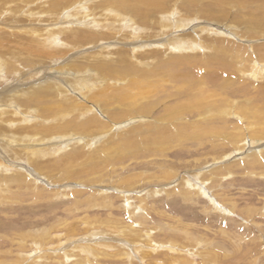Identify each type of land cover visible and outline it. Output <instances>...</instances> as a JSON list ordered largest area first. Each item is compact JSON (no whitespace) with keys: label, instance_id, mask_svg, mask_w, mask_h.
<instances>
[{"label":"rangeland","instance_id":"obj_1","mask_svg":"<svg viewBox=\"0 0 264 264\" xmlns=\"http://www.w3.org/2000/svg\"><path fill=\"white\" fill-rule=\"evenodd\" d=\"M48 1L16 0V2L10 3V6L16 9L15 12L13 11L14 13H10L8 10L0 13V38L4 34L3 30L9 32V24L18 31H28L26 34L22 32L19 34H23L22 39L11 37V40H14L8 47H5L7 53L2 51L5 53V61L0 60V110L2 111H9L13 108L20 111L21 109L18 105L13 106L14 102L13 104L12 102H1L3 95L5 96L11 90L37 87L43 85L45 81H56L59 87L65 85L67 88L70 86L66 81L67 76L69 75V78L74 76L69 73L71 71H68L71 62L75 61L74 59L79 60L83 56L86 57L87 54L92 56L94 50L102 48L106 54H109L106 55L109 60L114 57L113 53L116 50L117 53L119 52V48L129 49V53L135 59L134 61L132 58L129 64L136 65L138 63L137 66L146 72L145 79H148L149 83L132 84L134 87L131 94L143 92L155 79V86L147 98L142 100L144 106L154 107L153 113L147 115L152 116L153 119L164 118L165 112L161 108L184 100L188 89L197 85L199 80L212 83L209 84L211 87L217 86L219 90L217 93H220L224 100L241 102L251 98L257 103H264V72L261 77L250 76V72L246 71V65L236 64L230 56L231 53L210 57L204 56L208 50L192 51L191 48H186L184 51L200 52L194 55H178L183 51L177 48L169 50L170 46H165L168 37L173 36L170 31L177 30L178 34L186 32L187 36L193 33L197 35V38L199 37L197 40H210L214 33L222 32L213 30L209 27L211 25H206L202 18H194L187 23V20H184L186 17L184 14L182 25L176 29L173 27L167 29L162 34L153 33L156 32V27L139 24V30L134 31L137 34L135 37H132L134 34L130 33V38L121 39L118 34L124 36V32L129 31L122 30L125 26L123 21L119 25L120 29L113 26L116 23H110L109 20L113 17L111 13L114 12L113 8L97 7V0H88V2L87 0H77L74 4L72 3L70 8L68 7L69 9H61L56 15L57 12H49ZM225 1L208 0L207 2L205 0L204 2L212 4L210 7L213 9L217 8L219 3H223L225 10L228 11L227 20L229 21H232L230 20L231 16L237 14L236 18H233L235 24H231V28L234 26L233 29L222 24L224 31L221 36L229 40L235 38L233 34L236 32L242 33L241 30L244 29L245 24H250L249 21L244 24V20H250L259 14L264 15V0H237L242 6L240 9L235 0H231L227 6ZM10 6H6L5 9ZM76 6L83 7L82 13L86 14L85 18L88 17L86 19L94 21L102 17L98 14L96 15L99 17L94 16L95 10L107 11L108 13L101 11L102 14L109 16L106 27L113 26L112 29L119 33L112 31L114 36L109 40H98L95 43L82 46L72 47L71 45L75 46L76 44L72 42L70 43L71 47L69 46L67 49V54L62 57L56 52L55 57L53 53L48 56L49 51H46L45 57L47 58L38 57L35 64L24 65L23 60L29 53L31 54V51L27 52L26 44L29 39L32 41L37 39L34 34L35 30L32 29L34 32L30 33V28H37L38 31V28L49 27L51 22L56 23L53 27L57 28L68 20L69 28L80 26L84 24V17L74 14ZM243 6L248 7L244 8ZM40 7L46 10L41 11ZM90 7L93 9H89ZM28 8L30 12L27 11ZM195 8H198V5ZM68 14L71 16L73 14V17L67 19ZM175 14L183 13L179 11ZM10 15L12 19L19 20V23L8 22L7 19ZM263 15L260 17L261 23L257 26V30H263L260 28V26H264ZM20 25L23 28H19ZM250 25L248 26L250 27ZM94 29L97 31V28ZM105 29L99 30L104 31ZM55 32V36L59 33L57 35L58 44L56 38L50 41H45V37L39 38L46 42L45 48L48 50L50 48L51 50L67 48L64 46L62 32L59 30H55ZM167 32H170V35ZM260 35L248 37L247 40H251L248 43L258 44L260 40L264 39L262 37L264 34ZM133 41L135 43L128 47L127 44ZM192 41L195 39L193 38ZM147 42L151 43L147 45ZM162 43L164 44L161 45ZM258 46L262 45L258 44ZM149 50L158 51L156 52L157 56L146 55ZM138 54H141L143 59L140 60ZM145 60L148 65L142 66L140 63ZM6 62L16 65V69H8ZM172 62L174 63L170 64ZM59 67L60 69H58ZM261 67L264 68V65ZM88 69L84 72L76 71L75 74L78 76L77 78H81L87 83V85L85 84L87 87L82 89V92L87 89V93L69 88L70 91H67L66 96L70 104L62 106L63 111H67L73 104L75 106L90 104L88 106L90 110L95 108L92 103L100 104L97 101L87 100V96L83 97L84 94L89 96L95 94L96 96L97 89L105 85V82L98 80V75L88 72ZM26 71L27 73H25ZM75 84L84 85V82L77 79ZM177 86L181 88L177 89ZM7 87H9L8 90H6ZM179 92L180 94H178ZM17 103L20 104V102ZM23 104L27 107L24 110L27 112L26 115L17 112L9 116L7 112H2L1 118L11 117L13 121L8 126L12 129L24 126L28 129H32L34 126L49 125L50 127L52 124L50 127L51 138H45L37 146L44 147V151L39 152V154L41 153L38 160L40 167L35 166L32 162L30 165L24 157L10 159L7 156V159L15 164L14 167L24 165L30 171L26 172L29 176L28 181L15 179L0 181V264H264V165L263 171L258 168L250 170L246 165L243 166L244 163L238 166L234 161H238L239 153H232L226 158H221L224 157V152L229 151V145L221 146L218 145V142L215 144L209 141L199 144L193 139L176 142L164 153L152 150L151 153L141 151L139 155H136V158L124 155L122 159H116L111 169L107 165L106 168H102L103 170L97 167L91 172L88 160L84 162L85 156L68 162L66 159H62V156L53 157L54 151L57 149L64 151L63 149L78 140L77 135L73 136L71 131L63 130L64 127L61 125L64 124V121L79 124L94 113L99 119L104 120L98 109L85 111L83 114L79 108L78 111L81 114L78 111L74 114L71 112L65 119L58 120L56 116V118H51V109L54 108L52 105L46 108L47 110H43L44 113H47L46 116L38 117L34 113V106L29 101ZM235 105L237 106L235 107ZM240 105L238 102L234 105L229 104L230 108L234 106L235 111L240 110ZM44 106L42 105L43 108ZM180 117L185 121H193L196 118L190 116L187 119L184 114ZM228 119L230 120V118ZM176 120L177 118L174 119V121ZM232 121L238 122L240 119L231 116ZM165 124H168V120ZM57 128H62V130ZM218 128H221V125H218ZM121 129L122 126L108 132L112 134ZM82 135L80 133L79 137ZM25 136H27L26 133ZM100 140L102 138L93 139L94 142L91 144L97 145ZM171 142H175V140H171ZM32 144L36 145L34 141ZM1 149L0 146V155L3 154ZM46 151L48 154L44 153ZM51 152L54 154L51 155ZM42 164H47V166ZM215 165H227L230 169V174L223 176L222 183L220 182L221 186L214 185L213 180H210L213 173L206 175L216 167ZM13 170L25 172L20 168L7 169L6 176L14 172ZM167 170L173 172V175L169 179H164L162 175ZM193 172L194 174L197 172L195 176L197 179L192 177ZM183 173L189 174L190 180L194 181L195 179L194 184L189 181V184L193 185L192 187L201 186L207 192L196 196L191 194L186 200L182 198L178 193L181 188L178 183ZM136 174L140 177H137L139 181L133 182L132 186L129 185L130 187L124 183L121 186L112 184L113 180H121L124 177L127 179ZM203 179L206 181L202 182ZM99 185L102 186L99 187ZM116 187L124 189L123 192L118 193ZM97 188L104 190L106 195L96 193L95 189ZM158 189H160L159 192L154 194L153 191ZM147 191H152L153 194L149 195ZM208 197L216 200L215 203L211 202ZM142 198L143 201H141ZM129 201L130 203H128ZM126 228L136 231L137 235H133V232L127 230L125 234ZM142 233L149 234V237Z\"/></svg>","mask_w":264,"mask_h":264},{"label":"bare ground","instance_id":"obj_2","mask_svg":"<svg viewBox=\"0 0 264 264\" xmlns=\"http://www.w3.org/2000/svg\"><path fill=\"white\" fill-rule=\"evenodd\" d=\"M33 1L34 0H31V2ZM97 1H98V3L96 4L97 7L100 8L111 7L114 9V12L110 11L113 14V17L109 20L110 23L113 24L116 23L113 26L119 28V25L123 21L125 26L123 27L122 25L123 27L122 30L124 29L129 32H124L125 34H123L124 36H122L118 31L112 29L113 26L106 27L109 16L104 15L102 14L103 12H101L105 10H95L93 12L94 16L99 15L102 17L94 21L93 19L90 20L86 19L88 17L85 18L86 14L82 13L84 9L83 7L76 6L74 8V14L82 15L84 17L83 18L84 24H82L83 26L80 25L77 27L69 28L67 26L69 23L68 20L63 24H60L57 28L53 27L56 24L53 22L50 23L49 27L38 28V31L37 28L35 29L30 28L31 29L30 33L34 32L33 30H35L34 34L37 36V39L33 41L32 39H29V42L26 44L27 47L26 49L27 52L31 51V54L29 53L22 63L27 66L34 62H37L38 57L44 56L45 59L47 58L45 57V55H47L46 51H49L48 56L49 54L51 55V53H53L55 57V54L59 53V55L62 57L63 55L67 54V49H69V46L71 45L70 43L72 42L76 43L75 46L71 45L72 47H76V46H82L84 44L95 43L98 40L99 41L106 39L109 40L112 36H114L112 31H114L115 33L118 32L119 33L118 36H120L121 39L130 38L131 37L130 33L134 34V36L132 35V37H135L137 34H135L136 32L134 31L139 30L140 28L138 26L139 24H145L151 26L152 28L156 27V32L153 33L155 34L158 32L159 34L160 33L162 34L165 33L167 29H170L172 27L176 29L180 25H182L183 22L182 16L184 14L186 15V17L184 15L185 17L184 20H187V23H189L191 20H194V18L195 19L202 18L206 22V25H211L209 27H211L213 30L216 29L218 32L224 31L222 24L231 28L232 27L231 24H235L233 22V18L234 17L236 18L237 16V14L235 13L234 14L235 16L233 17L231 16L230 18V20L232 21L227 20L229 16H228V11L225 10L224 4L219 3L218 7L213 9L210 7L212 4L207 3L208 0H206L207 2H204L205 0H97ZM217 1L222 2V0H217ZM235 1L238 4V8L239 9L242 8V6L239 5L238 3L239 1L237 0ZM12 2H16V0H0V13L2 11L4 12L7 10L10 13H12L13 11L15 12L16 9L10 6V3ZM48 2H49L48 3L49 12L51 13L57 12L56 15H58V11L68 7L70 8L72 6V3L74 4L75 2H77V0H49ZM230 2L231 0H226L224 3L227 6V4L228 5L230 4ZM87 5H89V3H87ZM196 5H198V8H195ZM6 6H10V7L5 9ZM243 7L246 8L248 6H243ZM89 9H93V7H90ZM29 10L30 9L28 8L27 11ZM39 10L45 11L46 9L40 7ZM179 11H181V13L183 14H175V12L177 13ZM252 15L254 16V13H252ZM262 15L263 14H259L256 15L254 18H251L250 20H244L243 21L244 24L246 23V21H249L251 25L245 24L246 26L244 25L243 27L244 29L241 30L242 33L238 31L236 32L237 35L233 34L235 38L232 40H229L228 38L221 36V34H223L222 32L217 33L218 35L213 32L214 35L212 36L210 35L212 37V39L210 40L207 39L197 40L199 39V37L197 38L196 34L191 33L192 35L187 36L188 33L185 32L186 35L185 33L178 34L176 30V31H170L173 33V36L168 37L166 41L167 43L165 42L166 44L165 46L168 47L170 46L169 50H175L174 48H177L183 51L178 55L180 54L194 55L200 52L198 51L196 53L194 52L191 53L184 51L186 48H191L192 51L197 49L202 51L204 49L208 50L207 54L204 53L203 54L204 56L208 55L210 57H213L214 55L217 54L225 55L231 53L230 56L236 64L240 63L244 66L246 65L247 67L246 71L250 72V76L255 75L257 77H261L262 73L264 72V68L261 67L262 65H264V39L258 42V44L262 46H258V44L248 43L251 40H247V38L254 35L261 36L260 34H264V26L262 27L260 26V28H262L263 30L256 29L258 28L257 26L260 25L261 23L260 17ZM11 17L12 16L10 15V17L7 19L8 22L19 23V20L12 19ZM69 17H73V14L72 16L69 14L68 16H66L67 19H69ZM221 21L222 23H219ZM87 25H89V28H87ZM248 25H250V27ZM28 26L32 27L31 25ZM9 27H10L9 32L3 30L2 32H4V34L0 38V51L1 52L5 51V53H7L6 52L7 48L5 47H8L9 44L13 43L12 41L14 39L11 40V37H15L19 40L23 38V34L19 35L21 32L24 34L28 33V31L26 30L18 31L11 24H9ZM21 27L23 28L22 25L19 26V28ZM94 28H97V31ZM102 28H106V29L104 31L99 30ZM43 30H45V32H43ZM55 30H59L62 32L63 40H64L63 42H65L64 46H67V48L58 49V50H54V49L51 50L50 47L49 50L45 48L46 45L45 41H50L56 38L57 44L59 43V39L57 38V35L59 33L56 34L55 36L56 33ZM170 32L167 33L169 34ZM40 37H45V41L39 39ZM262 37H264V35ZM139 38H141L140 35ZM193 38L195 39V41H192ZM151 42H147V45H149ZM132 43L135 42L133 41L130 44L128 43L127 44L128 47ZM163 44L164 43H162L161 45ZM103 49L104 48L100 50H94V52H92L93 54L92 56L90 54H87L86 57L83 56L79 60L74 59L75 61L71 62L70 65L69 63H67L70 66L68 71L71 72L69 73L74 75L72 78H69V75L67 76L66 81L70 85L67 88L65 87V85L64 86L61 85L59 87L56 81L55 82L45 81L43 82V85H39L37 87L32 86L23 89H15V91L11 90L5 96L3 95V99H1V102L2 101L6 103L12 102V104L14 102L13 106L18 105L19 109L20 107L21 109L20 111H17V109L14 110L15 108L9 111L0 110V146L2 148L1 152L3 153L2 155H0V181L1 180L6 181L11 179H15L19 181H23V180L28 181L29 176H27L28 173L26 172L30 171L29 168H27L24 165H21V167H19V165L14 167L15 164L11 163V160L7 159V156H9L10 159H20L24 157L25 159L28 160V162L27 160L26 162L29 163L30 165L32 162L35 166L40 167L38 160L40 158L39 156H41V153L39 154V152L44 151L43 150L44 147L42 148L37 146L45 138L46 139L51 138L50 127H52L51 126L52 124L50 125V127L49 125L34 126L32 129H28L26 126H24V127H18L16 129H12L8 126L13 121L11 117H7L4 119L1 118L2 112H7L9 116L10 115L12 116L17 112L21 113L22 115H26L27 112H25L24 110H26L27 107H25L23 103H27L28 101L31 105L34 106V113L38 117L46 116L47 113H44L43 110H47L46 108H49L52 105L54 108L51 109V118L56 116L58 117V120L65 119L68 115L71 114V112L72 114H74V112L78 111L79 108H81L83 114L85 113V111L88 112V111H93L95 108L98 109V111L103 115L104 120L99 119L98 116L94 113L92 115L89 114L90 116L84 119L83 121H81L79 124H74L73 122L71 123L69 121L68 122L64 121V124L61 125V127H64L63 130L71 131V135L73 136L77 135L78 140L76 139L77 141H75L72 144L69 143L70 144L69 147L63 149L64 151H60L57 149V151H54L55 154L53 153L54 157L52 156L53 158L62 156V159L63 158L66 159L67 162L71 160L76 161L81 157L85 156L86 159H84V162L88 160V163L90 164L91 167L90 168L91 172H93L92 170H94V168L96 169L97 167H99L101 169L102 168L104 169L107 167V165H109V168L111 169L114 166L116 159L120 160L124 155L126 156L130 155L136 158L137 157L136 155L137 154L139 155L141 151H146L148 153H151L152 150H154L164 153L165 151L169 150L171 146H173L172 144L176 142L193 140V139L197 141L199 144H202L203 141H209L210 143H215V144L216 142H218V145L221 146L229 145L230 148L229 151L224 152L223 154L224 157L220 156L221 158H226V156L232 153H239L240 156L238 157V161L236 160L234 161L237 162L236 164H238V166H240L241 163L242 164L244 163L243 166L246 165L247 167H249L250 170H255L256 168H258L260 171H263L264 103L263 104L257 103L253 101L251 98L244 99L241 102L236 100H224L221 98L220 93H217L219 91L217 86L211 87L209 86L210 83L208 81L199 80L197 85H194L188 89L187 95L185 96L184 100L173 102L172 104L166 105L165 107L161 108L165 112L164 118L153 119L152 116H147V115L153 113L154 107L150 108L144 106L142 100L147 98L151 89H153V87L155 86V79L153 83H150V86L148 88H145L143 90V92H136L134 94H131L132 89L134 87L133 85H135V83H142V82L149 83L148 79H145L146 72H144V70L141 67L137 66L138 63L136 65L134 63L129 64L131 63L132 58L135 61L134 56L129 53L128 51L129 49L119 48L118 53L117 50L114 53L112 52L114 57L111 60H109L106 57V55L109 54H106V52ZM1 52H0V60L5 61L4 59L5 53L3 52L1 53ZM156 52L158 51L149 50V52H147L146 55L157 56L158 53ZM138 55L140 56V60L143 59L141 54ZM173 63L174 62L170 64ZM140 64H142V66L143 65L147 66L148 62L145 60ZM6 65H8L9 67L8 69H12V70L14 68L16 69V65H13L11 62H6ZM87 68H89L88 72L95 73L96 75H98V80H101L103 83L105 82V85L102 86V88L97 89L96 96L95 94L94 95L92 94L90 96L85 95L88 90L86 89L85 92H82V89L87 87L86 86L87 83H85L83 79L77 78L78 76H75L76 71L84 72ZM58 69H60V67ZM21 73L22 72L20 71L19 74L21 75ZM25 73H27V71ZM77 79L83 81L84 85L75 84ZM69 88L72 90L74 89L80 90V92L85 93L83 97L85 96L88 97V99L86 98L87 100L97 101L100 104L92 103V105L95 106V108L94 109L91 108V110L88 107L90 104L84 106H82L83 104H81L80 106H75L73 104V106L68 108L67 111H63L62 106L70 104V102L67 101L68 98L66 96ZM180 88H181L180 86H177V89ZM8 89L9 87L6 88V90ZM180 92L178 94H180ZM186 99L188 100L185 101ZM235 101L241 104L240 110L235 111L234 106L230 108L229 104L234 105L236 103ZM17 102H20V104H18ZM42 105L43 106L45 105L44 108L42 107ZM236 106L237 105H235V107ZM78 112L79 114H81L80 111ZM183 114L187 119H189L190 116L191 117L194 116L196 118L193 121H185V119L180 117ZM49 115L50 113L48 114V116ZM168 115L169 117H167ZM231 116L238 118V120L240 119V121L231 122ZM23 118L25 117L23 116ZM175 118H177L176 121H174ZM228 118H230V120ZM24 120L26 121V119ZM166 120H168V124H165ZM181 120L185 122L183 123ZM218 125H221V128H218ZM120 126H122V129L120 131L112 134L108 132L115 129L117 130ZM58 130H62V128ZM188 130L189 132H187ZM25 133L27 136H25ZM80 133L83 134L82 137H79ZM96 138L98 139L102 138V140H100V142L97 145H92L91 142L93 143L94 142L93 139ZM171 140H175V142H171ZM33 141L35 142L36 145L32 144ZM44 153L48 154L47 151ZM53 154L51 152V155ZM42 165L47 166V164H42ZM256 165H258V167H256ZM135 166L137 165L135 164ZM12 168L14 169L20 168L25 172H19L16 171L17 170L16 169L13 170L14 172L6 176L5 172H7V169H12ZM228 169L229 166L227 165L216 166L212 170L209 169L210 171L207 172L206 175L207 174L211 175L213 173L214 175L211 176L210 180H213L212 183L214 185L221 186L222 183L221 180L223 176L230 174V169L229 170ZM203 172L205 173V171ZM172 175L173 172L167 170L163 173L162 177H164V179H169V177ZM196 175L197 172L196 174H194L193 172L192 177L196 178L195 177ZM137 177H139L138 174H136L135 176H130L127 179H125L124 177L121 180L120 179L113 180L112 184L121 186L124 183L126 184V186L129 185L132 186L133 182L139 181ZM190 179L191 177L189 174L185 175L183 173V175L181 176V180L178 183L181 186V188H179L180 190L178 191V193L185 200L189 198L191 194L196 196L207 192V191L205 192V189L201 188V186H198V188L195 186L192 187L193 186L192 184H194L195 179L194 181ZM189 181L192 184H189ZM205 181L206 180L204 179L202 180V182ZM101 186L102 185H99V187ZM115 189H117L118 193L119 192L122 193L124 190L117 187ZM95 190H96L95 192L98 194L100 193L106 195V192L104 190H101L99 188ZM159 190L160 189L154 190L153 193L155 194L159 192ZM151 192L152 191L150 192L147 191V194L149 195L153 194ZM215 198L217 199V197ZM143 200L144 199L142 198L141 201ZM209 200L213 203H215L216 201L211 197L209 198ZM128 203H130V201ZM231 209L234 210L232 207ZM130 228L125 229V234L127 233V231H129V232H133V235H137V232ZM144 235L146 237H149V234L147 233H145Z\"/></svg>","mask_w":264,"mask_h":264}]
</instances>
